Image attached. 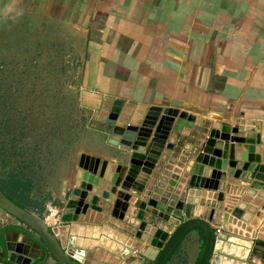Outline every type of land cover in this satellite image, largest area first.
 Returning <instances> with one entry per match:
<instances>
[{"label": "crops", "instance_id": "1", "mask_svg": "<svg viewBox=\"0 0 264 264\" xmlns=\"http://www.w3.org/2000/svg\"><path fill=\"white\" fill-rule=\"evenodd\" d=\"M24 15L47 22L49 40L71 69L81 115L67 127L73 137L68 145L74 149L68 164L43 174L33 171L24 197L12 193L11 199L49 227H59L61 216L71 209L67 202L72 190L80 187L98 198L99 212L91 211L92 219L147 245L165 210L184 206L188 189L201 190L192 217H214L211 225L216 226L222 222L224 196L233 205L242 201L251 183L264 184L252 178L255 167L264 168V0H0V25L22 23ZM15 77L22 82L20 75L19 80ZM6 80L0 77L1 84ZM1 91L7 101L3 107L19 114L12 93L5 98V88ZM85 93L87 101L94 94L113 99L119 107L113 127L118 132L138 129L165 109L178 111L160 156L153 163L143 162L140 173L146 181L136 180L139 185L127 192L121 220L110 215L119 187L108 182L109 171L111 166H128L132 150L109 143L111 127L95 120V111L83 105ZM236 121L254 129L258 148L241 151L253 161L229 166L228 160L218 190H208L210 172L225 143L228 152ZM45 136L49 141L52 135ZM33 142L39 149L40 140ZM149 144L148 139L146 149ZM204 154L207 164L195 163ZM33 156L43 170L42 158ZM255 199L245 207V212L252 209L248 222L231 225L234 236L264 240V199H257L258 205ZM12 227L23 225L0 209V264L8 260L5 243L11 252L23 251L30 243ZM203 243L202 232L193 230L165 264L181 254L186 264H197ZM38 261L31 258L29 264ZM263 262L247 255L246 263Z\"/></svg>", "mask_w": 264, "mask_h": 264}, {"label": "water", "instance_id": "2", "mask_svg": "<svg viewBox=\"0 0 264 264\" xmlns=\"http://www.w3.org/2000/svg\"><path fill=\"white\" fill-rule=\"evenodd\" d=\"M86 94L82 100L83 105L95 111V120L111 127L109 143L119 145L125 150H132L128 166H111L109 171L108 182L119 187L110 215L121 220L130 197L127 192L132 186L139 185L136 180L146 181V177L141 176L140 173L143 162L153 163L160 156L178 111L165 109L156 119L143 121L138 129L128 127L118 132L113 127L119 107L113 99L94 94L87 101L88 94ZM189 119L192 118L189 117ZM234 126L236 130L229 136L231 145L228 152L229 144L225 143L220 158L215 161L214 168L210 172L208 190H218L228 160L230 161L229 166H233L235 161L245 163L253 161L251 158L247 160L242 157L241 151H247L248 146H252V148L249 147L250 151L258 148L255 145L254 129L239 125L237 121L234 122ZM148 139L150 144L146 149ZM167 148H171V145L169 144ZM204 152L209 151L204 149ZM195 163L202 166L207 164V154H204L202 158H197ZM252 178L264 181V168L255 167ZM227 188L229 190V187ZM200 194L201 190L188 189L184 198V206L181 209L178 208L177 211L165 210L152 239L147 245H143L109 225H100L96 219H92L90 212H99L98 198L80 190V187L72 190L67 202L71 209L61 216L59 227L56 228L49 227L43 219L18 206L0 189V209L23 225V227H12L11 229L22 233L30 242L23 251L16 249L15 252H11L5 243L3 254L8 258L6 264L8 262L29 264L31 258L39 259L35 264H119L120 262L124 264H165L178 244L193 230H200L204 238L197 264H249L246 263L249 253L264 261V240L257 237L252 240L239 238L234 236L236 230L231 227V225L240 226V221L248 222L252 209L248 208L249 212H245V207L254 197L264 199V184L251 183L242 201L233 205L227 203L228 199L224 196L222 222L216 226L211 225V222L215 223L214 217L209 220L192 217L193 207L199 204ZM257 199L254 202L258 205ZM230 215L233 217L231 220H229ZM82 222L93 225L84 226Z\"/></svg>", "mask_w": 264, "mask_h": 264}, {"label": "rangeland", "instance_id": "3", "mask_svg": "<svg viewBox=\"0 0 264 264\" xmlns=\"http://www.w3.org/2000/svg\"><path fill=\"white\" fill-rule=\"evenodd\" d=\"M29 17L24 15L22 23L13 20L0 25V42L4 47L0 48V64L7 63L0 68V77L7 79L0 84V89L5 88V98L7 93L15 97L12 105L16 111L15 105L20 107L19 114L14 110L9 112V109H3L2 113L0 110V121L14 127L29 126L19 145L29 154L32 152L33 138L40 140L39 157L42 158L43 170L38 169L40 163L35 157L32 172L43 174L44 170L47 172L68 164L67 157L74 154V149L68 145L73 137L67 133V127L69 123L78 121L81 115L75 105L77 93L74 82H71V69L62 59V53L56 51L55 43L49 40L47 22L37 18L33 21ZM17 75L21 76L22 82L13 80L15 76L19 80ZM31 127L34 129L31 130ZM47 132L52 135L49 146L45 136ZM78 132L76 129L72 133L76 135ZM0 186L5 190L1 183ZM168 264H186L185 257L183 254L176 256Z\"/></svg>", "mask_w": 264, "mask_h": 264}, {"label": "trees", "instance_id": "4", "mask_svg": "<svg viewBox=\"0 0 264 264\" xmlns=\"http://www.w3.org/2000/svg\"><path fill=\"white\" fill-rule=\"evenodd\" d=\"M7 87L10 88V85L8 84ZM3 101L5 103L7 102L2 98L0 89L1 113L4 111L3 109L8 111L5 106L3 107ZM28 128L29 126L27 124H25V126L19 125L14 127L8 123H2L0 121V183L5 190L1 188V186L0 189L11 201L20 207H22V205L18 201H14V198L11 199L12 197L8 196L5 191L11 195L13 193L24 197V193L29 186L28 183L30 177H32V166L34 165L35 160L33 155L36 153L40 154V152H38L39 149L36 144L33 145L32 152L29 154L26 153V149L19 145V142L25 138L26 135L24 132L28 130ZM30 129L32 130V127ZM27 157H29V159H27Z\"/></svg>", "mask_w": 264, "mask_h": 264}]
</instances>
